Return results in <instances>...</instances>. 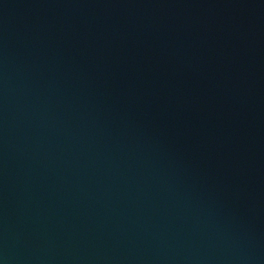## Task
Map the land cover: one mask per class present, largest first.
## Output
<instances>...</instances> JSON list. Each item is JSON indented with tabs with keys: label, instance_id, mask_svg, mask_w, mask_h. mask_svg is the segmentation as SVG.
<instances>
[{
	"label": "water",
	"instance_id": "water-1",
	"mask_svg": "<svg viewBox=\"0 0 264 264\" xmlns=\"http://www.w3.org/2000/svg\"><path fill=\"white\" fill-rule=\"evenodd\" d=\"M0 264H264V0H0Z\"/></svg>",
	"mask_w": 264,
	"mask_h": 264
}]
</instances>
